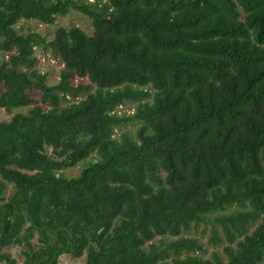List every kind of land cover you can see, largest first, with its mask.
I'll return each mask as SVG.
<instances>
[{
    "label": "trees",
    "instance_id": "trees-1",
    "mask_svg": "<svg viewBox=\"0 0 264 264\" xmlns=\"http://www.w3.org/2000/svg\"><path fill=\"white\" fill-rule=\"evenodd\" d=\"M73 10L92 33L17 28ZM23 106L0 121V264L13 244L23 264H264V0H0V107ZM201 225L222 250L184 234Z\"/></svg>",
    "mask_w": 264,
    "mask_h": 264
},
{
    "label": "rangeland",
    "instance_id": "rangeland-1",
    "mask_svg": "<svg viewBox=\"0 0 264 264\" xmlns=\"http://www.w3.org/2000/svg\"><path fill=\"white\" fill-rule=\"evenodd\" d=\"M79 26L86 30L88 33L93 32L92 20L85 14L73 10L71 13L67 15L58 16L55 23H43L37 19H21L17 24V28L22 32H27L28 30H35L44 34L47 39H51L54 36L55 30L59 26ZM36 54L38 56V64L37 67L42 72L48 74V80L50 83H55L60 79V71L63 67L62 62L53 57L50 51H45L41 47L36 48ZM86 81L87 78L85 79ZM30 107L23 106L14 108L11 111H8L5 108L0 107V121H7L11 119V117L19 112H28ZM136 109V103L127 102L126 104L120 105L117 109V113L119 114H132ZM139 126L138 122H130L127 125L122 126L117 129V134H120L123 131H130L135 134L137 128ZM52 147H47V151L49 153L52 152ZM99 158L97 153H93L91 156L81 160L77 165L69 168H65L59 171V174H62L67 177L76 176L81 173L82 169L85 168L91 161H95ZM7 189L3 196L8 198L13 192V185L6 182ZM1 202V200H0ZM211 227L201 225L198 229L194 228L191 231L184 232L185 235L189 236H197L199 237L207 246L206 256H210V254L215 250H222L221 247L214 246L208 242L210 237ZM161 238V237H160ZM160 238L156 239V242L159 241ZM165 241L170 240L173 237L164 236L162 237ZM37 243V239H35ZM9 252L14 258L17 260V264H23L24 255L22 252V246L18 244H13L12 246L5 249ZM86 262V254L81 257H74L70 254H63L60 256L59 264H85Z\"/></svg>",
    "mask_w": 264,
    "mask_h": 264
}]
</instances>
